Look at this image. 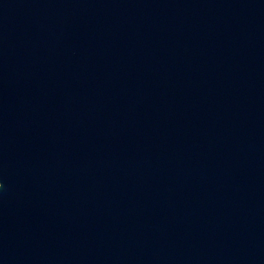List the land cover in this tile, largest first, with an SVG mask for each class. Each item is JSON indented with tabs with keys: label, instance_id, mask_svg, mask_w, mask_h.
Instances as JSON below:
<instances>
[{
	"label": "water",
	"instance_id": "1",
	"mask_svg": "<svg viewBox=\"0 0 264 264\" xmlns=\"http://www.w3.org/2000/svg\"><path fill=\"white\" fill-rule=\"evenodd\" d=\"M0 264H264V0H0Z\"/></svg>",
	"mask_w": 264,
	"mask_h": 264
}]
</instances>
